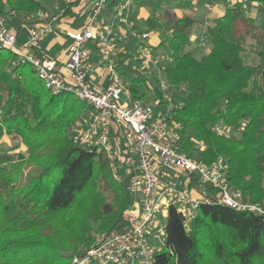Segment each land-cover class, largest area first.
<instances>
[{"label":"trees","instance_id":"16d2710c","mask_svg":"<svg viewBox=\"0 0 264 264\" xmlns=\"http://www.w3.org/2000/svg\"><path fill=\"white\" fill-rule=\"evenodd\" d=\"M52 1L0 0V15L18 26L47 13ZM124 1L107 0L114 20ZM139 1L130 0L127 11ZM222 1L224 13L207 28L210 51L200 59L187 51L196 21L176 18L171 34L154 48L170 62L163 77H151L158 90L169 86L167 122L177 130L178 150L208 166L224 158L230 191L242 203L264 204V29L248 16L247 1ZM255 1L264 8V0ZM79 2L71 1L62 17ZM121 75L134 99L154 101L146 78ZM89 110L69 93L53 95L30 65L0 49V142L8 136L25 149L0 151V264H72L98 234L120 224L131 204L129 179L115 180L105 149L71 138ZM217 124L226 134L213 130ZM165 234L154 264H264V219L217 201L199 205L189 230L171 205Z\"/></svg>","mask_w":264,"mask_h":264},{"label":"built area","instance_id":"2783aa9c","mask_svg":"<svg viewBox=\"0 0 264 264\" xmlns=\"http://www.w3.org/2000/svg\"><path fill=\"white\" fill-rule=\"evenodd\" d=\"M245 1L226 0L229 5ZM129 3L127 0L117 5L115 18L127 10ZM106 4L107 0H98L92 20L82 30L67 32L69 56L63 69L37 52L40 43L57 29L61 15L51 16L40 11L18 26L0 15V49H7L16 54L18 61L30 65L53 95L69 93L90 108L86 118L74 129L72 141L83 147L105 149L117 181L120 177L114 167L115 160L124 165L128 162L125 166L130 177V207L116 228L99 236L94 246L74 257L72 264H154L156 252L165 244V239L162 240L165 222L160 216L165 214L167 219L171 205L184 218L187 230L199 205L205 202L217 201L222 206L248 211L264 219L263 204L242 203L230 191L224 158L208 166L180 152L174 144L178 133L168 124V115L156 112L153 104L133 98L121 75L115 55L118 45L110 39L111 31L94 23ZM22 29L28 33L25 41L21 39ZM148 37L147 33L142 35L143 40ZM140 51L147 61H152L151 49L142 47ZM94 52L108 73L104 89L89 82L94 71V65L90 64ZM168 87L166 83L161 84L163 91ZM213 130L218 134L227 132L219 124ZM193 189H197L198 197L193 195ZM211 192L213 196L209 195ZM156 237L162 238L161 244L155 247Z\"/></svg>","mask_w":264,"mask_h":264},{"label":"rangeland","instance_id":"374dc122","mask_svg":"<svg viewBox=\"0 0 264 264\" xmlns=\"http://www.w3.org/2000/svg\"><path fill=\"white\" fill-rule=\"evenodd\" d=\"M69 1H73V0H53L49 4L48 9L52 14L60 13L61 10L65 9L67 2ZM157 1L158 0H140L136 5L135 13L137 14L140 10H142L145 12V16H143L142 18L137 17L134 19L132 16L128 15V11L126 10L115 19V23L112 22V20L114 21L113 19L114 13L113 11H109L110 8L108 7V3H107L102 8L101 13H99L98 16L96 17L94 23L100 28L103 29L105 28L111 31L110 39L118 45V51L115 52L116 59L118 61L120 57L125 58L130 56L131 54L133 55V57L129 59V61L126 64L120 66V71L121 72L126 71L131 78L134 77L146 78L147 81L145 84V88L149 93H151L154 96V101L151 104L155 106V109L159 113L166 115L168 114V112L171 110L172 107L170 101L168 100L169 94L167 91L158 90V85L154 82L153 78L151 77V74L154 73V74H158L160 78L163 77L164 67L170 61L169 59L167 60L164 57L162 50L154 49L156 48L157 45L151 44L150 40L155 41V43H158L159 41L166 39L171 34L172 30L176 27L175 19L179 18L177 15H180V17H183V15L192 16L193 18H195L196 22L191 30L190 42L186 46V50L192 52L195 58L200 59L202 56L206 55L211 49L210 39L207 36V28L211 24L212 18L216 16L214 15L213 7L215 6L216 10L220 11L223 10V5H225V3L222 0H177L170 6L168 4L166 5L163 3V5L160 6V8H158L156 6ZM245 7H247L245 11L247 12L248 16H250L257 25L261 26L264 29V8L261 5H259L255 0H247ZM94 8H95V4H94ZM94 8L92 11V15L94 12ZM106 10L110 12V15L108 16L111 17H110V21L106 22V24L103 25L101 23L100 18L105 17L106 13L103 11ZM57 15H61L62 18V13ZM92 15L90 16L88 22L92 20ZM67 17L73 19V20L70 19L68 20L75 22V27L79 26L82 22V19H80V17H78L77 14L71 13ZM120 26H122L126 31V33L123 35L127 34L128 36V37H124V36L122 37V39L124 38L125 40L119 38V36H121ZM145 33H147L149 37L146 40H143L142 35ZM142 47L151 49V51L149 52L152 61H147V59L143 57L140 51ZM244 56L247 59V61H249V59L247 58L248 55H244ZM100 62L101 61L97 53L94 52L90 59V64L94 65V71L92 72V74L95 72L97 68L105 69V67L102 64H100ZM123 80L126 82L124 78ZM126 83L129 85V82ZM0 151H19L23 153L25 149L21 143H14L10 137L5 136L0 142ZM122 163L123 162L120 161L119 159H116L114 162V167L118 171L120 180L130 179L128 175L129 171L126 169L128 162L127 164H125L126 166ZM111 168H112V174L114 176L113 166ZM129 169H131V167H129ZM176 186L182 188V185L177 184ZM160 217L163 218L162 220L164 222H166L165 214H163V216ZM103 234H98L96 236V241L97 238ZM161 238L159 239L158 237H156L154 239L153 243L155 247L158 244H161ZM164 239L165 238H162L163 241ZM165 244L161 245L162 248L160 250H162L165 247L164 246ZM86 250L87 248H85L83 252Z\"/></svg>","mask_w":264,"mask_h":264},{"label":"crops","instance_id":"0c3cea01","mask_svg":"<svg viewBox=\"0 0 264 264\" xmlns=\"http://www.w3.org/2000/svg\"><path fill=\"white\" fill-rule=\"evenodd\" d=\"M96 1H98V0H80V2L75 7L72 8L71 13L77 14L78 17H80V19H82L81 24L79 26L75 27V22L69 21L68 20V19H70L69 17H67V16L62 17L58 23V27L55 30V32L52 35H50L47 39H45L43 42L40 43V45L37 49V52L39 54H45L46 56L51 58L53 61H55L59 67H61L63 69L64 64L67 61L68 56H69V45H70V41H69L66 34H67V32L79 31V30H82L84 28V26L88 22L90 16L92 15V11H93L94 4ZM70 2L71 1L67 2V5ZM64 11H65V9L61 10L60 13L63 14ZM109 11H111V10L109 9ZM213 11H214V15H216V16L222 15L225 11V5H223V10H220V11H217L216 7L214 6ZM103 12H105L106 15H105V17H101L100 20H101V23L103 25H105L106 22L110 21L111 16H108V15H110V12H108V10L103 11ZM60 13L52 14L50 11L47 12V14H49L51 16L57 15ZM128 15L132 16L134 19L137 17L142 18L143 16H145V12L140 10L136 14L135 9H132V10H128ZM103 16H104V14H103ZM139 16H141V17H139ZM177 16L179 18H182V17H180V15H177ZM184 16L185 15H183V17ZM212 17H214V16H212ZM70 20H73V19H70ZM112 22L115 23V20L114 21L112 20ZM120 29H121V31H120L121 36H119V38L122 39V37L124 36L123 34H125L126 31L122 26H120ZM20 34H21L22 41H25L27 38V34H28L27 31L22 29V30H20ZM160 42L161 41H159L158 43H155V41L150 40V43L153 45H158ZM89 82L99 89H104L108 84V73H107L106 69L97 68L93 74H90ZM192 193L195 197H198L197 189H195V190L193 189ZM209 195L213 196V193L211 192V193H209Z\"/></svg>","mask_w":264,"mask_h":264}]
</instances>
